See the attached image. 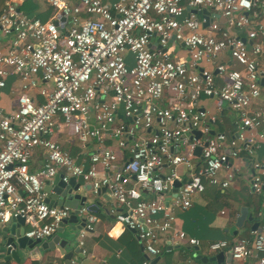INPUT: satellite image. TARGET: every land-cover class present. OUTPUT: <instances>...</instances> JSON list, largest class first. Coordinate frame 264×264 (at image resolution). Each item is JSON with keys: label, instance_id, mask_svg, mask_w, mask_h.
Returning <instances> with one entry per match:
<instances>
[{"label": "built area", "instance_id": "1", "mask_svg": "<svg viewBox=\"0 0 264 264\" xmlns=\"http://www.w3.org/2000/svg\"><path fill=\"white\" fill-rule=\"evenodd\" d=\"M21 1L8 0L0 13V37H8L0 50V87L9 74L20 82L16 109L0 114V224L23 219V236L32 240L55 234L69 211L44 203L41 187L60 170L62 182L80 179L94 193L105 188L122 209L114 221L136 234L147 257L158 256V239L172 228L174 210L190 207V197L206 183L226 188L237 172L229 160L264 143V129L257 130L264 126V104L250 108L264 80V0H45L52 14L44 22L22 14ZM170 43L187 58L171 59ZM202 98L217 102L215 113L195 107ZM221 103L235 113L229 137L208 135ZM56 121L70 128L80 161L51 140ZM105 135L127 149L119 168ZM38 147L45 160L29 172ZM197 147L201 163L194 168ZM251 167L249 189L259 193L264 166L253 161ZM174 181L183 183L166 205ZM94 221L87 214L82 228ZM261 231L207 249L264 264ZM172 232L179 243L199 244Z\"/></svg>", "mask_w": 264, "mask_h": 264}, {"label": "crops", "instance_id": "2", "mask_svg": "<svg viewBox=\"0 0 264 264\" xmlns=\"http://www.w3.org/2000/svg\"><path fill=\"white\" fill-rule=\"evenodd\" d=\"M7 1L0 0L1 10ZM67 1L71 5L77 3V0ZM41 5L49 7L45 0H41ZM7 39L8 37H0V50L6 48ZM172 46L171 43L168 45L169 50H172ZM170 52V57L173 60L187 58V54L182 50ZM19 93L20 82L14 74H9L4 79L3 86L0 87V114L8 115L16 109ZM27 94L37 97L35 90H28ZM262 104H264V85L260 84L259 96L251 102L250 108H258ZM220 105L221 110L217 113L216 122L210 124L208 135L223 133L229 137L234 133L235 114H229L231 110L223 103ZM216 106L217 102L210 98H202L195 104L197 109L207 110L210 113L216 112ZM261 129H264V126L257 130ZM51 140L76 162L80 161L81 149L68 126L56 121ZM103 143L116 155L114 167L119 168L128 158L127 149L116 147L115 142L107 135H105ZM92 144L93 141H89L85 145L84 151H91ZM44 160L43 149L35 148L28 162V171H37ZM200 160L199 157H195L194 168L200 166ZM229 161L237 168L230 184L226 188H221L206 183L203 192L190 197V207L185 210H174L172 228L159 237L158 247L161 252L155 257H147L136 234L114 221L113 216L122 210L121 207L117 206L109 197L90 196V191L85 189L87 184L76 179V183L81 187L78 192L86 199L83 207L87 209L90 205H95L96 208L87 211V214L95 220L90 224V229L82 228L75 232L76 245L80 251L78 254L72 255L70 264H140L146 258H150L153 264H256V260L252 258L233 260L227 252H222V258L217 261L216 255L219 252H211L207 249L209 243L217 240L234 241L239 237H248L253 231L252 223L257 224L254 230L261 231L264 227V189L259 193H252L249 189V178L254 172L251 162L256 161L264 166V143H260L259 147L254 149L251 154L240 153L238 159ZM84 165L87 166V162ZM223 172V170L219 171V179L223 178ZM61 173L60 170H57V175H61ZM177 175L179 179L185 178L186 172L183 167L178 168ZM129 186H133L132 181ZM134 188L136 189V187ZM140 196L141 198L150 197L144 192H140ZM164 202L166 205L172 204L171 192L164 195ZM242 208L246 210L245 218L251 216L252 220L244 219L241 228L231 230L234 219ZM23 228L26 229V226L24 225ZM172 229L196 239L199 244L196 247H191L185 243H179L173 237ZM4 255V235L0 231V261ZM31 263L65 264V261L55 251L43 252L40 258H29L26 251H17V258H10L8 262H5V264Z\"/></svg>", "mask_w": 264, "mask_h": 264}, {"label": "water", "instance_id": "3", "mask_svg": "<svg viewBox=\"0 0 264 264\" xmlns=\"http://www.w3.org/2000/svg\"><path fill=\"white\" fill-rule=\"evenodd\" d=\"M188 10V8H185ZM201 14H207L206 11H201ZM260 84L264 85V80H260ZM194 137L199 136V132L192 131ZM200 147L194 150L193 155L200 157ZM183 183V182H181ZM178 181H174L171 189V197H175L177 188L181 184ZM80 185L76 183L74 178H69L67 182H62L61 175H54L51 180H45L42 183V191L45 192L44 203L51 207L67 208L69 215L66 219H63L57 226L55 234L47 236L44 239H27L23 236L24 223L21 218H11L8 221L0 224V231L4 235L5 255L0 261V264H5L10 258H17V251L27 253L29 258H40L41 253L55 251L65 261V264H70V260L73 254H78L80 248L76 245L75 232L80 230L86 220L87 214H80L79 210L85 205L86 199L80 195ZM90 191V196L102 195V197L108 198L105 194V188H101L96 193L90 190V186L85 188ZM166 204V203H165ZM95 205L87 207L88 210L95 209ZM246 215L244 208L240 209V212L234 219V223L231 230H237L241 228L244 219L251 221V216ZM21 226V228H19ZM257 226L256 223H252L251 229L254 230ZM133 232V231H132ZM217 261L222 258V252L217 253Z\"/></svg>", "mask_w": 264, "mask_h": 264}, {"label": "trees", "instance_id": "4", "mask_svg": "<svg viewBox=\"0 0 264 264\" xmlns=\"http://www.w3.org/2000/svg\"><path fill=\"white\" fill-rule=\"evenodd\" d=\"M18 9L25 16L38 19L42 22L46 21L52 14V10L50 7H42L41 0H22L18 6ZM1 11L2 10L0 9V13Z\"/></svg>", "mask_w": 264, "mask_h": 264}, {"label": "rangeland", "instance_id": "5", "mask_svg": "<svg viewBox=\"0 0 264 264\" xmlns=\"http://www.w3.org/2000/svg\"><path fill=\"white\" fill-rule=\"evenodd\" d=\"M230 113H231V115H233L234 112H233V111H230L229 114H230ZM234 114H235V113H234Z\"/></svg>", "mask_w": 264, "mask_h": 264}]
</instances>
